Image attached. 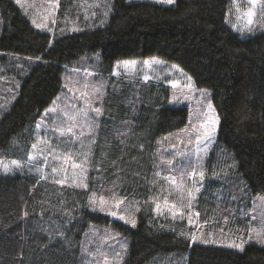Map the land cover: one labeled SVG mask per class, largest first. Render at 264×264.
I'll list each match as a JSON object with an SVG mask.
<instances>
[{
    "label": "trees",
    "instance_id": "trees-1",
    "mask_svg": "<svg viewBox=\"0 0 264 264\" xmlns=\"http://www.w3.org/2000/svg\"><path fill=\"white\" fill-rule=\"evenodd\" d=\"M82 1L61 0L62 30L50 47V35L34 29L14 0H0V165L11 166L0 168V264L105 261L103 232L116 237L121 264H264L254 243L242 252L197 244L185 220L156 212L169 174L165 138L182 131L188 113L167 106L163 85L112 75L118 61L159 58L210 91L219 126L193 209L203 233L242 239L249 200L264 196V32H233L226 21L232 0L166 7L107 0L104 23L89 29ZM96 54L104 93L94 97V131L76 140L61 121L63 135L46 137L42 172L24 169L67 71ZM118 202L129 205L125 220L106 211Z\"/></svg>",
    "mask_w": 264,
    "mask_h": 264
},
{
    "label": "rangeland",
    "instance_id": "rangeland-1",
    "mask_svg": "<svg viewBox=\"0 0 264 264\" xmlns=\"http://www.w3.org/2000/svg\"><path fill=\"white\" fill-rule=\"evenodd\" d=\"M144 1L165 7L176 4V0L172 3H168L167 0H128L130 3ZM14 2L23 15L29 19L34 29L50 35V47H53L57 41L58 31L62 30L58 29L65 9L64 7L62 10L60 7L61 0H14ZM106 2L107 0H91L89 5L86 0L79 2L85 9L82 15L86 18L89 29L93 25L100 26L104 23ZM91 9L94 12L90 11ZM229 10L226 21L231 30L236 32L240 38L252 36L256 32H264V1L256 0L253 4L250 0H232ZM61 12L62 15H60ZM248 13H252L251 23ZM28 60L29 63L39 62V59ZM154 61H159V63ZM100 62V56L96 54L93 57L79 60L74 67H70V71H67L59 98L53 103L52 110L42 116L39 127L37 125L39 133L34 143L36 147H32L31 159L29 157V163L23 166L24 169L27 168L30 171L33 165L34 169L42 172L47 163V156L50 154L49 150L48 152L46 150L49 143L46 139L48 133L54 131L59 136L63 135L61 134L62 128L59 129L57 126L63 127L64 123L65 132L72 138L75 137L76 140L94 131V120L100 115L95 111L99 109V106L94 104V97L97 96L98 90L100 94L104 93L99 82ZM112 70L113 78H117L122 83L128 79L144 84L163 85L169 92L167 106L177 109L185 108L188 113V122L182 131L172 139L165 138L162 166L169 174L166 179L168 182L164 191L166 192L164 200L160 202L156 212L162 217L185 220L186 225L197 230L194 236L197 244L213 245L242 252L245 245L254 243L264 249V196L253 195L249 200V225L244 238L241 239L236 236L235 232L227 230L206 234L198 229V219L193 208L198 193L204 188L205 161L216 143L219 126L210 91L195 88L191 77L181 67L159 58L118 61ZM0 168L9 172L11 166L2 163ZM244 195L249 196L245 193ZM122 203L109 205L106 211L108 213L115 211L125 220V212L129 209V205ZM98 235L108 255L105 261L101 260V262L92 264H121L118 258L119 245L116 237L109 232ZM98 247L96 246L95 250L97 249L100 253L102 248L100 246L98 249Z\"/></svg>",
    "mask_w": 264,
    "mask_h": 264
},
{
    "label": "snow or ice",
    "instance_id": "snow-or-ice-1",
    "mask_svg": "<svg viewBox=\"0 0 264 264\" xmlns=\"http://www.w3.org/2000/svg\"><path fill=\"white\" fill-rule=\"evenodd\" d=\"M167 2L168 3H172L173 2V0H167ZM250 2L251 3H253V4H255V2H256V0H250ZM248 16H249V22L251 23V16H252V13H248ZM155 63H159V61H154ZM147 79V78H146ZM209 107H211V105H209ZM52 109H50V111H51ZM95 111H97V113H99V109H95ZM38 127H39V125H38ZM69 131H71L70 129H69ZM61 134H63V133H61ZM33 147L35 148L36 147V145L34 144L33 145ZM30 159H31V157H30ZM113 214H115V213H113Z\"/></svg>",
    "mask_w": 264,
    "mask_h": 264
}]
</instances>
